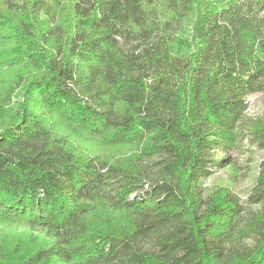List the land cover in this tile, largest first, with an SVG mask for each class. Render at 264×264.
<instances>
[{
  "label": "trees",
  "instance_id": "16d2710c",
  "mask_svg": "<svg viewBox=\"0 0 264 264\" xmlns=\"http://www.w3.org/2000/svg\"><path fill=\"white\" fill-rule=\"evenodd\" d=\"M0 4L33 66L0 110V264H264V212L201 181L264 94V0Z\"/></svg>",
  "mask_w": 264,
  "mask_h": 264
},
{
  "label": "rangeland",
  "instance_id": "374dc122",
  "mask_svg": "<svg viewBox=\"0 0 264 264\" xmlns=\"http://www.w3.org/2000/svg\"><path fill=\"white\" fill-rule=\"evenodd\" d=\"M2 11L0 4V12ZM3 14L6 12L3 11ZM195 20L196 12H193L189 15L178 41L177 48L180 52L191 49V32ZM12 34L0 27V110L2 107L13 106L12 102L6 101L5 96L13 101L16 99L19 88L14 89L13 86H16L18 75L33 69L31 59L25 54L24 47L18 45L19 39ZM247 101L245 136L240 139L237 146L230 149L227 155L231 159L229 165L225 168H214L210 176L201 180L202 189L204 196L215 191L228 192L237 196L247 213L264 212V201L260 204L253 203V194L258 191V179L264 171V94H251L247 97ZM2 120L4 119L0 118V122ZM103 151L110 156L116 155L117 158L122 159H127L134 153L130 148L119 147H105ZM155 160L152 159L149 162L153 164ZM252 242L249 239L247 244L250 245Z\"/></svg>",
  "mask_w": 264,
  "mask_h": 264
}]
</instances>
